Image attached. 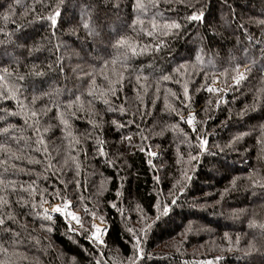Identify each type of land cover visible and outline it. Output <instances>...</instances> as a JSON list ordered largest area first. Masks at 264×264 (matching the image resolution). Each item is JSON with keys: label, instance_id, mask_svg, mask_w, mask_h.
<instances>
[{"label": "trees", "instance_id": "trees-1", "mask_svg": "<svg viewBox=\"0 0 264 264\" xmlns=\"http://www.w3.org/2000/svg\"><path fill=\"white\" fill-rule=\"evenodd\" d=\"M134 2L0 0V75L5 76L0 91L7 93L10 86L18 89V100L0 99V129L8 128L6 133L0 131V145L10 149H0V161H6L0 164V179L5 182L0 195L10 200L18 221L0 226V247L8 249L0 251V260L69 264L72 257L74 264H96L97 260L128 264L133 256L131 244L138 243L141 254L135 264H204L208 259L215 264H264V0H160L155 7L142 0L145 12L134 9ZM57 7L61 15L53 28L42 17ZM193 11H203L204 19L186 21ZM137 18L144 25L138 23L133 30L129 25ZM153 19L158 24L177 20L182 28L170 30L167 36L158 30L149 37L146 31L151 30ZM83 20L95 28V36L85 30ZM120 36L138 45V53L139 45H149L150 50L133 55L120 49L127 51L128 61L118 60L113 66ZM161 39L165 46L151 49ZM105 60L109 61L106 67ZM181 64L187 67L184 75L173 71ZM237 65L240 72L247 69L238 85L232 79ZM80 69L95 70L97 95L109 87L105 77L115 81L122 73L124 79L115 95L93 99L90 109L87 105L83 111L75 106L67 109V102L82 92V100L91 99L86 91L90 77L82 76ZM163 75L173 79L162 80ZM21 76L23 80L18 79ZM214 80L223 88L219 94L207 91ZM185 82L190 101L183 94ZM18 101L38 113L45 106L51 109L35 119L53 167H48L46 154L36 143L34 119L26 122L24 115L11 114L19 111ZM56 105L61 112L76 111L75 116L65 115L69 128L60 123ZM121 106L125 111L119 110ZM241 110L245 114L240 115ZM189 112L195 114L197 133L208 141L203 152L187 123ZM113 120L125 126L117 127ZM127 136L131 142L122 140ZM98 140L104 141L107 155L96 151ZM149 151L157 155L150 157ZM189 154L197 157L191 163ZM35 160L41 163L31 162ZM184 171L190 179L182 178ZM177 181L180 184L173 187ZM54 191L74 206L86 205L88 219L93 211L102 213L108 224L104 246L91 244L85 234L71 237L58 215L52 221L43 218L44 205L62 202L60 197L53 198ZM42 192L46 203L40 207ZM21 197L29 203L18 204ZM33 202L36 208L31 207ZM158 203L167 204L170 211L155 222L158 214L154 215L153 207ZM133 204L141 209L139 215L149 217L147 224L152 227L132 231L131 237L125 234L122 221L132 222L138 216Z\"/></svg>", "mask_w": 264, "mask_h": 264}, {"label": "snow or ice", "instance_id": "snow-or-ice-1", "mask_svg": "<svg viewBox=\"0 0 264 264\" xmlns=\"http://www.w3.org/2000/svg\"><path fill=\"white\" fill-rule=\"evenodd\" d=\"M159 2H160V0H149V5H151L152 7H155L157 4H159ZM132 6H133L134 9L138 10L139 12L147 11V7L142 2V0H135V2L133 3ZM60 15H61L60 9L57 7L56 10L52 14H50L46 18L42 17V19L50 20L52 27L55 28V26L58 23L57 17L60 16ZM157 15H160V13H157ZM7 17H8V13H5L4 14V18L7 19ZM185 19H186V21H202L204 19V12L203 11H200V12L193 11L192 14L187 16ZM138 23L141 26L144 25V21L139 19V18H137V19H133L132 24L129 25V27L132 28L133 30H135V25L138 24ZM261 23H264V22H261ZM83 27L85 28V30H87L89 32L90 35H92V36L96 35L95 28L89 23L88 20H83ZM181 28H182V24L180 22H178L177 20H172L171 22H169L167 19H165L162 24H158V22L155 19H153L151 21V30L150 31H146V35L149 36V37H152L159 30L162 36H167V35H169L170 30H179ZM0 31H3V29L0 28ZM141 31H145V29L142 27ZM0 43H3V41H0ZM162 46H165V45H164V41L161 39L159 43L152 45L151 49H155L156 51H159V50H161ZM115 47H117V56L114 57L111 60V64L113 66L117 63L118 60L122 64H126V62L128 61V53H127V51H120V49H128V50L131 51V53L133 55L143 54L144 52H148L150 50V46L149 45H139L140 52L138 53L137 52L138 45L130 43L129 42V38L126 37V36H120V38L116 41ZM196 60H197L198 63L202 61V58L200 57L199 54L197 55ZM108 63H109V61L105 60L104 61V66L106 67L108 65ZM193 68L194 69L196 68V64H193ZM181 69H183L184 71L181 72ZM236 70H237V75H235L232 79H233L234 83L238 85L242 80L245 79V74H246L247 69H246L245 72H240L239 71V65H237L236 66ZM80 71H81V75L82 76L90 77L89 86H88L86 91H87V96L90 97L91 99H88L86 101L82 100L81 99V97L83 95V92H82L80 95H76L75 96V100H69L67 102V105H66L67 109H72L75 106L77 110L83 111V110H85V106L86 105L90 109L91 106H92V100L93 99L102 98L105 94L115 95L116 91H117V86L122 85V82H123V79H124L122 73L119 74L118 79L115 80V81L108 79V77H105V79L108 80L109 87L107 89H105L104 91L100 92L99 95H97V93L95 91V88H96V83H95L96 82V74H95V70H93L92 72H86L83 69H80ZM173 71L176 72V73H179L180 75H184V74L187 73V67H186L185 64H181V65H179L178 68L174 69ZM4 72L5 73L7 72L6 68L4 69ZM189 75H191V74H189ZM18 79L23 80L24 77L21 76ZM143 79L146 80L147 77H143ZM160 79L168 81V80H172L173 77L171 75H163ZM136 80L140 81L141 80V76H139V75L136 76ZM0 81H5V76L4 75H0ZM214 82H215V80H214ZM176 83H180V80H176ZM202 87H204V86L202 85ZM157 91H159L158 88H157ZM169 91H171V90H169ZM196 91H200V89H197ZM207 91L209 93H212V92H220L222 90L220 88H214L211 85H207ZM224 91H226V89H224ZM183 94H184V97H185V101H190V97H189V94H188L187 82H185L183 84ZM172 95L175 96L176 94L172 93ZM10 98L18 100V89L15 86H10L8 88L7 93H5L3 91H0V99L7 100V99H10ZM36 99H37V97H35V96L32 98V103L33 104L35 103ZM166 99H167V97H166ZM185 101H181V103L184 104L185 107H191V104L190 103H185ZM104 103L107 104L108 101L104 100ZM216 103H217V107H218L220 101L217 100ZM18 107H19V111L13 112L11 114L12 115H24L26 122H27V120L29 118H33L34 119V123H33L32 127L35 129L37 137H38L37 140H36V143L41 145V148H42L43 152L46 154L45 155V159L48 160V167H53V165L51 164L50 155L48 154V146L44 142L43 137L39 135V127H38L39 120L35 119L41 113L46 114L48 111H51V109L47 108V106H45V108H42L40 110V113H38L34 109H29L27 105L19 104V101H18ZM167 107L171 111H174V112L176 111V109L173 108L171 105H167ZM56 108H57V116L59 117L60 123L62 125H64L65 128H69L70 127L69 121H68V119L65 118V115L75 116L76 115V111H71L70 113H68L66 111L65 112H61L59 105H56ZM112 110L113 109L109 108V111H112ZM119 110L121 112L125 111L123 106H121ZM245 111L246 110H241L240 115L245 114ZM177 114L179 115V113H177ZM0 119H2V117H0ZM180 119L184 120L185 117L181 115ZM91 122L92 121H90V123ZM132 122L133 121H129V123H132ZM112 123L115 124L117 127H124L125 126V125H122L118 121H115V120H113ZM187 123H188V125L191 126L192 132L194 134H196V139H197V141L199 143L200 151L201 152L205 151L208 141L206 139H204L202 135L197 133V127H196V123L197 122H195V114L193 112H189L188 113ZM97 126L98 125L94 124V127H97ZM9 127H11V126H9ZM173 127H176V126H173ZM0 131L6 133L8 131V128L0 129ZM44 131L46 132V131H48V129H44ZM180 131H183V130L181 129ZM67 134L69 136L72 135L71 131H69ZM160 134L162 135L163 132H161ZM184 136L187 138L188 137V133H184ZM131 139H132L131 136L122 137V140H128L129 142H131ZM142 139H143V137H142ZM234 139H238V137H234ZM77 143H79V141H77ZM97 144L99 145V147L96 149L98 154L107 155V153L104 152V148H103L104 141L98 140ZM0 149L10 151V149H5V145H0ZM40 150L41 149H37V151H40ZM140 150L144 151L143 148H141ZM156 155H157V153L149 151V156L150 157H155ZM16 158L19 159L20 157H16ZM196 158L197 157L192 156L191 154H189L187 162L191 163V161L195 160ZM72 159L75 160V157H72ZM31 162H34V163H37V164L41 163V161H39V160H35V161H31ZM4 163H6V161H0V164H4ZM65 163H67V160H65ZM108 163L111 164L113 162L112 161H108ZM177 163H180L179 159L177 160ZM148 164L152 165L154 167L152 159L148 160ZM76 167H77V169H79V164H77ZM77 175H79V172H77ZM181 176L185 180L190 179L187 176L186 171L181 172ZM156 179L159 180V177H156ZM8 183L12 184L14 182H8ZM61 183H63V181H61ZM75 183L77 184V186H79L80 181L77 180V181H75ZM233 183H235V181H233ZM252 183L256 184L257 182L255 180H253ZM178 184H180V181H177L176 184L173 185V187H176ZM4 186H5V182L2 179H0V192L4 191ZM66 187H67V185H65V188ZM21 188H23V185H21ZM184 190H185V188L183 186L179 187V191L180 192H183ZM35 191H36V189L34 187H31V192L34 193ZM225 191H227V189ZM117 195L119 196L120 193L118 192ZM43 196H44V193L42 192L41 193V204L39 205L40 207H43V203H46V201L43 200ZM52 196H53V198L60 197L61 200H62V203L61 204L52 205L51 209L45 208L44 211H43V214H42L43 218L45 220H47V221H52L53 217H52V215L50 213H62L66 218L67 217H71V219L74 220L77 225H80V230L84 231V227H83V224H82L80 216L76 212H73V211L69 210L70 206H72V201L68 200L66 198V196H62L59 191H54L52 193ZM81 199H83V198H81ZM21 201H23L24 204H28L29 203V201L24 200L23 197H21L17 201V203L19 204ZM175 202H176L175 199H173L172 203L175 204ZM31 207L36 208L37 207L36 203L33 202L31 204ZM112 207H116V204L113 203ZM156 207L158 209V215L156 216L155 222H158L160 220V218H161V214H159V209H160L161 205L158 204ZM2 209H7V211L6 212L5 211H0V226H4L6 224V222H8V221H11L13 223H17L18 222L15 213L12 211V206H11L10 200L7 199L4 195H0V210H2ZM84 211H85L86 215L89 214V209L87 208L86 205L84 206ZM169 211H170L169 206L167 204H164L163 205L162 214L163 215H167L169 213ZM35 214L37 216L41 215V213H39V212H37ZM91 216L93 217V222L91 224V228L95 229V231H92L91 236L88 237V238L91 239V238L94 237L97 241H100V243H103V241L101 240V237H100V233L103 231V229L101 228L100 225H98V224H96L94 222V218L96 216V213L94 211L91 212ZM100 220L103 221L104 217L101 216ZM21 227H26V226L25 225H21ZM42 227H44V225H42ZM151 227H152V225H148V224L145 225V229H149ZM261 227H264V225H261ZM145 229H142V231H144ZM48 230L51 231V228L49 227ZM70 230L73 231V232L77 231L76 228H71ZM4 231L11 232L12 230L9 229V228H4ZM129 231H132V230L129 229ZM225 235H227V234H225ZM134 247H136V249L138 251H140L138 243ZM252 247L253 246L250 245L249 246V250H252ZM0 251H3V252L6 253L8 251V249L0 247ZM128 259L130 261V264H135V260L132 257H129ZM136 259H139V257H136ZM0 264H5V261L0 260ZM96 264H101V262L99 260H97ZM208 264H211V262H208Z\"/></svg>", "mask_w": 264, "mask_h": 264}, {"label": "rangeland", "instance_id": "rangeland-1", "mask_svg": "<svg viewBox=\"0 0 264 264\" xmlns=\"http://www.w3.org/2000/svg\"><path fill=\"white\" fill-rule=\"evenodd\" d=\"M212 87H214V88H220L221 90H223V88H222V86L220 85V83L219 82H217V81H215V82H212L211 84H210ZM221 92V91H220ZM220 92H214L215 94H219ZM155 193H160L161 194V192L160 191H155ZM162 195V194H161ZM98 196V195H97ZM100 196V195H99ZM98 196V197H99ZM68 200H70V199H68ZM89 200V199H88ZM162 200H164V202H167V199H166V197H164V195H162ZM71 201V200H70ZM89 201H91V200H89ZM85 202V201H84ZM84 202H81V203H84ZM62 202H57V203H53V204H51V205H44V209L45 208H48V209H51V207H52V205H54V204H61ZM159 204V203H158ZM157 204V205H158ZM134 205V208H137V204H133ZM156 205V206H157ZM163 203L161 204V207H160V209H159V214H162V212H163ZM156 206H154L153 207V213H154V215H155V213L157 212V214H158V209H157V207ZM69 210L70 211H73V212H76L79 216H80V218H81V221H82V224H83V227H84V231H81L80 230V225H77L76 224V222L74 221V220H72L71 219V217H65L62 213H59V214H57V213H50L51 215H52V217H55L56 215H58V216H60L61 217V219H62V221H63V223L66 225V227H67V232L70 234V236L71 237H74L75 235H78V234H80V235H83V234H85V237H86V239L88 240V242H90L91 244H93V245H95V246H97V247H102V246H104V237H105V235H106V232L108 231L107 229H108V224H107V222H105V221H101L100 220V217L102 216L100 213H98V212H95L96 213V216H95V218H94V222L97 224V223H99V224H102V225H104L105 227H104V229H103V231L100 233V237H101V240L103 241V243H100V241H97L94 237L93 238H91V239H89L88 237H90L91 236V233H92V231H95V229H92L91 228V224H92V222H93V217H91V219H88L87 217H86V214L84 213V206H78V204L76 205V206H74V203L72 202V206H70V208H69ZM136 214L135 215H138V216H133L135 219H133V221L132 222H128V221H126V222H123L122 221V228H123V230H124V232H125V234H126V232H128V234L132 237V231H134V233H136L137 231L138 232H140L141 233V231H142V229H145L143 226L144 225H146L148 222L147 221H149V217L148 216H146V215H139V214H142V211H141V209L140 208H137L136 209ZM129 218H131L132 217V215H130V216H128ZM133 225H135L136 226V228H134V226ZM131 226H132V228H131ZM71 228H76L77 229V231H75V232H73V231H71L70 229ZM129 229H131L132 231H129ZM79 236V235H78ZM131 237H129L128 239L130 240V238ZM187 241V240H186ZM185 244H186V250L189 248L188 246H187V242H185ZM140 245H141V248H142V243L140 242ZM177 245V244H176ZM193 247V246H192ZM131 248H132V253L131 254H133V256H132V258L135 260V262L138 260V259H136V257H139L140 256V254H141V249H140V247H139V249H140V251H138L136 254H135V247L131 244ZM109 250H110V248H109ZM112 252H114V253H119L117 250H112ZM135 255V256H134ZM119 256H121V255H119ZM69 260V264H74V259L71 257V258H69L68 259ZM205 263L204 264H208V262H211L209 259L208 260H203ZM202 263V262H201ZM75 264H78V262H75ZM128 264H130V261H128ZM211 264H215V263H211Z\"/></svg>", "mask_w": 264, "mask_h": 264}, {"label": "water", "instance_id": "water-1", "mask_svg": "<svg viewBox=\"0 0 264 264\" xmlns=\"http://www.w3.org/2000/svg\"><path fill=\"white\" fill-rule=\"evenodd\" d=\"M57 214H59V213H57ZM97 224L100 225L102 229H104V227H105L104 225L99 224V223H97Z\"/></svg>", "mask_w": 264, "mask_h": 264}]
</instances>
